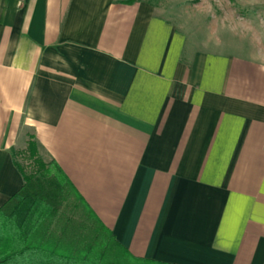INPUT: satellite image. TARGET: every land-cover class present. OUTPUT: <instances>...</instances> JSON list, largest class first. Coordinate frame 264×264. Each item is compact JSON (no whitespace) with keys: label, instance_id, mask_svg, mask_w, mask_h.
<instances>
[{"label":"crops","instance_id":"1","mask_svg":"<svg viewBox=\"0 0 264 264\" xmlns=\"http://www.w3.org/2000/svg\"><path fill=\"white\" fill-rule=\"evenodd\" d=\"M122 1L0 0V206L33 137L134 256L264 264V61Z\"/></svg>","mask_w":264,"mask_h":264},{"label":"trees","instance_id":"2","mask_svg":"<svg viewBox=\"0 0 264 264\" xmlns=\"http://www.w3.org/2000/svg\"><path fill=\"white\" fill-rule=\"evenodd\" d=\"M140 0H123L134 3ZM22 187L0 206V264H170L136 257L122 246L55 160L30 138Z\"/></svg>","mask_w":264,"mask_h":264},{"label":"rangeland","instance_id":"3","mask_svg":"<svg viewBox=\"0 0 264 264\" xmlns=\"http://www.w3.org/2000/svg\"><path fill=\"white\" fill-rule=\"evenodd\" d=\"M152 3L187 36V49L216 50L264 61V0H140ZM26 148L16 161L30 166Z\"/></svg>","mask_w":264,"mask_h":264}]
</instances>
